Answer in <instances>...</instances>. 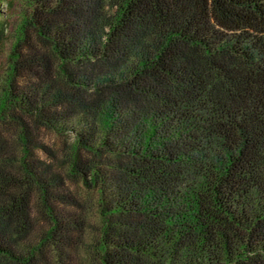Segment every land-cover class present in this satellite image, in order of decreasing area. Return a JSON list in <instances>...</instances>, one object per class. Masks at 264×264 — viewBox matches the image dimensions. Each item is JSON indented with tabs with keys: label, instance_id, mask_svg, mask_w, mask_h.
I'll return each instance as SVG.
<instances>
[{
	"label": "trees",
	"instance_id": "trees-1",
	"mask_svg": "<svg viewBox=\"0 0 264 264\" xmlns=\"http://www.w3.org/2000/svg\"><path fill=\"white\" fill-rule=\"evenodd\" d=\"M16 16L0 264H264V0H22Z\"/></svg>",
	"mask_w": 264,
	"mask_h": 264
},
{
	"label": "rangeland",
	"instance_id": "rangeland-1",
	"mask_svg": "<svg viewBox=\"0 0 264 264\" xmlns=\"http://www.w3.org/2000/svg\"><path fill=\"white\" fill-rule=\"evenodd\" d=\"M20 1L14 0L12 4L8 3L1 6L2 18L4 19V27L6 34L0 38V72L4 68L6 63V57L12 40V29L16 21V15L19 11Z\"/></svg>",
	"mask_w": 264,
	"mask_h": 264
}]
</instances>
